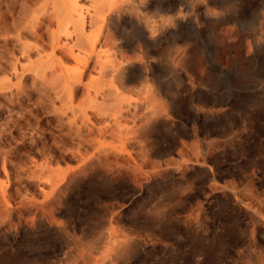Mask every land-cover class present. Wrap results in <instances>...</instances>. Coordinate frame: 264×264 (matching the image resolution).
<instances>
[{
  "label": "rangeland",
  "instance_id": "1",
  "mask_svg": "<svg viewBox=\"0 0 264 264\" xmlns=\"http://www.w3.org/2000/svg\"><path fill=\"white\" fill-rule=\"evenodd\" d=\"M162 1L0 0V264H264V0H184L167 28ZM110 80L123 125L157 99L132 139L98 134Z\"/></svg>",
  "mask_w": 264,
  "mask_h": 264
},
{
  "label": "bare ground",
  "instance_id": "2",
  "mask_svg": "<svg viewBox=\"0 0 264 264\" xmlns=\"http://www.w3.org/2000/svg\"><path fill=\"white\" fill-rule=\"evenodd\" d=\"M164 2H166L167 4L166 5H164V6H160L159 8H161L163 11H165V12H170V13H174L173 15H171V14H169V16H167L166 18L167 19H164L165 20V22H164V26L163 27H165L166 26V28H167V25H169V23H171V24H175V23H180L181 21H180V18H179V16H178V14H176L175 12L177 11L178 12V6H179V8L180 7H182L181 5H184V4H186V3H188L187 1L185 2L184 0H164ZM163 1H162V4L164 3ZM204 2H205V4L207 5V10H209V7L210 6H213V7H219L221 10V12H220V15H221V18L222 19H232V18H234V17H237V12H236V10L235 9H231V7H230V9L229 8H227L226 6H224L225 5V0H204ZM179 3V4H178ZM161 4V5H162ZM227 5V4H226ZM122 8L123 7H121V6H119V7H117L116 8V10H118V11H116V13L118 14V12L120 13V11H122ZM183 8H184V6H183ZM185 8H187V9H190L187 5H186V7ZM195 8H196V6H195ZM195 8H193V9H195ZM74 11L76 10V12L77 11H79L80 10V8H77V7H74V9H73ZM112 10H113V8H111V9H108V14L109 13H112ZM182 10V9H181ZM181 10H179V11H181ZM196 11H199L200 10V8H196L195 9ZM105 11H107V9L105 10ZM114 12V11H113ZM69 16L71 17V19H73L72 21H73V23H74V25H75V27H76V32H77V35H78V38H77V43L79 44L78 46L79 47H82L83 48V50L85 49V50H88L89 49V47H88V43H87V41H86V39L83 37V34H84V29H85V20H84V18H82L81 19V17H79L80 18V20H77V19H74V17H72V10H69ZM122 13V12H121ZM164 13V12H163ZM180 13V12H179ZM182 13V12H181ZM215 13V12H214ZM115 14V13H114ZM116 14V15H117ZM165 14V13H164ZM202 14L205 16L206 15V12H202ZM239 14V13H238ZM252 14V13H251ZM202 15V16H203ZM207 17V16H206ZM241 17V16H240ZM249 17V16H248ZM204 18V17H203ZM247 18V17H246ZM246 18H245V20H246ZM243 19V18H242ZM241 19V20H242ZM253 19H254V17H253ZM249 20H250V18H249ZM226 21V20H225ZM240 23V22H239ZM244 23H246V22H244ZM247 23H248V21H247ZM181 24V23H180ZM80 39V40H79ZM57 40V39H56ZM78 40H79V42H78ZM7 41V40H6ZM58 45H59V43H58ZM81 48V49H82ZM11 50V49H10ZM10 50H8V51H10ZM14 50V49H13ZM13 50L11 51V56L13 55L12 53H13ZM55 50V49H54ZM26 51H28V50H26L25 49V53H26ZM29 52V51H28ZM25 53H23L24 55H25ZM92 53H94V50H92ZM10 54V53H9ZM14 55H15V52H14ZM12 56L13 58L16 56ZM92 55V54H91ZM93 55H95L96 56V58H97V62L96 63H98V62H100V71L103 73V74H105V75H107V76H112V78H113V76L116 74L117 75V78L118 77H120L122 74L121 73H123L122 71H124L125 69H126V67H123L122 65H117V66H114L113 65V63H111V62H109V61H99L100 59H101V54L100 53H97V54H93ZM90 57V56H89ZM93 57V56H92ZM88 58V57H87ZM14 59H16V57L14 58ZM75 59L77 60V62H80L81 60V58H77V57H75ZM99 59V60H98ZM16 60H18V59H16ZM92 60V59H91ZM127 60V58L126 57H124L123 56V62H125ZM18 62V61H17ZM16 61L13 63V64H15V66L16 65H18L19 66V64L17 63ZM17 63V64H16ZM89 63H90V59H87L86 60V63H85V68H87V66L89 65ZM3 67V66H2ZM20 67H22L21 65H20ZM12 68H15V67H12ZM5 69H6V67H5ZM17 69V68H16ZM15 69V70H16ZM1 70V69H0ZM3 71H4V68L2 69ZM14 70V71H15ZM18 70V69H17ZM6 72H7V69H6ZM38 72V71H37ZM84 72H86V71H84V69H79V70H77V71H68V70H66V71H64L63 73H64V75H63V78H64V82H65V87H67V88H65L66 90L68 89L69 91H71L72 90V92H73V90H74V85L75 84H77V83H81L82 82V78H83V75H84ZM16 73V72H15ZM17 73H18V71H17ZM17 73H16V76H17ZM39 73V72H38ZM127 73V72H126ZM14 74V73H13ZM15 75V74H14ZM43 77H45V74H43ZM125 77H127V76H125ZM10 80V79H9ZM112 80V79H111ZM110 80V83L108 84V86L106 87V88H103V90L102 91H100L99 90V92H97V93H100L99 95H101L102 96V100H100V102H99V104L97 105L96 103H95V105H93V108H97L98 109V111H100L99 113H103L104 112V115H106V117H107V115H109L110 117H113L114 118V124H111V123H106L107 125H104L103 127H101V128H99L100 130H98V134H101V137H102V135L104 136L106 133H108L109 131H112V134H116L121 140H124L125 138L127 139V138H131L133 135H138V134H141V133H143L145 130H146V128L148 127V125L150 124V123H152V117H153V115H151V113L153 112L152 110H155L156 111V97H155V95H151L150 96V98L145 102V103H142V105L144 106V108H145V110L147 111V110H149L150 108H152L151 109V113L150 114H147V116L145 117V119H143V121H144V123L142 124V123H140V124H138V122H137V119H135L134 118V120H133V125H130V126H127V125H123L122 124V122L119 120L120 119V114L121 113H123V112H121L122 111V108H120V106L122 105V94H121V92H120V87H118V86H115V85H113V81H111ZM117 80V79H116ZM6 81V80H5ZM10 81H12V80H10ZM6 84V85H5ZM8 84V85H7ZM12 87V86H11ZM7 88H10V84L9 83H6V82H3V83H1L0 82V91H2V90H6ZM71 92V93H72ZM102 101V102H101ZM107 102V104H105ZM110 102H115V103H113V104H110ZM132 104V103H131ZM141 104V103H140ZM135 105H136V103H135ZM137 105H139L138 103H137ZM136 105V106H137ZM141 105V106H142ZM129 106V105H128ZM112 107V108H111ZM110 108V109H109ZM158 108V107H157ZM81 111L80 112H83V114L85 115V117H87V112L84 110V109H80ZM110 110H114V111H111L110 112ZM106 111V112H105ZM148 112V111H147ZM162 112V111H161ZM154 113V112H153ZM100 116H101V114H99ZM163 115V114H162ZM102 117H103V115H102ZM88 121H89V118L87 117L86 118ZM122 119V118H121ZM146 120V121H145ZM86 120L84 119V122H82V124H84V123H86L85 122ZM142 121V122H143ZM78 122V121H77ZM108 122V121H107ZM126 123V122H125ZM77 126V125H76ZM79 127V129H77L76 131L78 132V134H80L81 133V131H83L82 130V126H78ZM85 128V127H84ZM88 128H89V126H88ZM91 129H89V131H90ZM99 131H100V133H99ZM90 132H92V130L90 131ZM83 133V132H82ZM81 133V134H82ZM77 134V133H76ZM77 136V135H76ZM100 136V135H99ZM79 137V139H80V136H78ZM83 137V138H82ZM81 139L82 140H84V136L83 135H81ZM132 139V138H131ZM128 140V139H127ZM130 140V139H129ZM90 255H87V257H89ZM82 257V256H81ZM104 258H103V260L104 259H106L107 257H108V253H106V255L105 256H103ZM90 258V260H88V261H90L92 264H95L94 262H92V256L91 257H89ZM100 259V258H99ZM98 259V260H99ZM102 259V258H101ZM95 261V260H94ZM89 262V263H90ZM101 262V261H100ZM99 262V263H100ZM85 263V262H84Z\"/></svg>",
  "mask_w": 264,
  "mask_h": 264
}]
</instances>
